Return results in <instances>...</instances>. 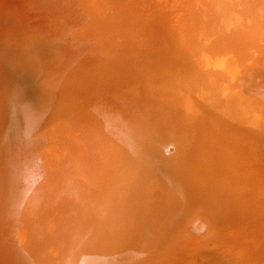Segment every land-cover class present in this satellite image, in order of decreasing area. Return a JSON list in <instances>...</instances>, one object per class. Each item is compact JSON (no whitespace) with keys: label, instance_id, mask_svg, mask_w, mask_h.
Instances as JSON below:
<instances>
[{"label":"bare ground","instance_id":"bare-ground-1","mask_svg":"<svg viewBox=\"0 0 264 264\" xmlns=\"http://www.w3.org/2000/svg\"><path fill=\"white\" fill-rule=\"evenodd\" d=\"M8 1L9 0H7V3H5V6L0 5V12H2L5 15V18L2 19V17L4 16L3 14L0 13V23L2 20L4 21V23L7 22L2 27L0 25V31L2 29L8 30L9 35H10V36L7 35L5 38H3L2 41H0V85H1L0 87V143H2L3 147L9 151L3 155L5 166L8 167L6 168V171H7L6 173L8 174V177H10L13 180L14 178L15 180H19V181H16V184L17 182L18 184L17 186L15 185V188L17 187L16 193L20 197V203L22 204L24 203L26 206H32V208H37L35 207L36 203L41 204L42 207H44L45 209L39 212L37 217H40V216L41 218L44 217V221L47 220V222L42 224L38 222L39 219L36 216H32V215H30V218H28V210H29L28 208L29 207H27V210L23 211L21 215H18L19 213L16 214L14 212H10L8 208L6 209L7 203H9V201L11 200L10 190L12 187H10V184L5 182L3 186L0 185L1 186L0 187V242H2L3 244L9 243L8 237L11 236L13 237L14 242H16L18 245V247L16 248V251H19L21 247L25 246L26 242L33 241L34 243L38 244V242L40 241L38 240V238L40 236H43L44 241L48 240V242H49V238L51 239L52 237H55L56 242L53 245V247L55 246L54 248L50 247L48 243L46 247L42 249V250L49 251V248H50L51 250L49 252H46L48 255L43 256L44 258L42 260L41 258H38L37 255L32 253V250H31L32 247L29 248L28 252L25 251L27 254L30 253L29 259L31 256V260L33 264H80L79 254H80L81 248L85 246V243L86 245L88 243V246H87L88 252L92 253L90 254V256L96 255L99 258L98 263L103 258V257L101 258V256H103L104 254L106 255V254L115 253L114 257L116 258L114 260L112 261L109 260L106 263L103 260L101 264H141L142 261L147 256L152 255L154 258L155 252L156 250H158L160 246L162 247L164 251H168V250H171L174 242L175 243L179 242L181 244H187V245H191V244L193 245L194 237H193V240L191 239V241L189 240L188 242L184 241L183 243L182 237H180L181 235L178 229H176V231L175 229L170 230V226H168L167 231H164L162 228L164 225L165 217L169 215V213H171L172 211L173 205H172L171 197L173 196H171V193L174 190L176 191V188H175L176 186L174 183L175 175H173V173L171 172L172 169L170 171L167 169V171H165L164 173L162 170V173H161L160 167L158 166V164L154 163V158L155 159L158 158L157 154H155L156 153L155 150L151 151V153H149L150 152L149 149L147 150L149 151L148 153L150 157H149V161H145L144 159L147 157L146 155L148 153L145 155H142V150L136 148L138 153L141 154L136 158L138 160L139 168L137 167L138 169L136 170L135 175L132 176V179H131L132 182L130 181L131 184L134 183V186L135 184L138 185L136 187V190L132 189L134 190L133 194L130 191V194H128L129 195L128 201L125 202V207L120 212H118L114 218H112L110 224L108 225V228L105 227L103 221L102 222L97 221L95 225L94 224L95 214L98 215L101 212L107 211V209L109 208V205H112L115 203L114 202L115 198L118 197L121 193H123V191L126 189V185H130V182L128 183V179L124 176V174L125 173L128 174V172L123 170V167L125 166V162H126L125 160L126 154H123L122 156L117 157L118 171H114V168L112 169V164H113L112 156L113 155L111 154L109 159H107V155L105 154L108 151L106 150V148L104 149L98 148L96 152V147L92 149V146L88 145L89 140L85 141V136L81 134L89 130L90 131L94 130V131L103 132V133L108 132V133H113V134L122 132V131H118V130L110 128V126L107 125L108 123H106L107 125L106 128L100 127V124L102 123L101 120H103V123L106 122V120L104 119V117H102V113L99 111V108H101V105H103V102L109 101V99L102 100L103 91L106 88V82L107 84L109 82L108 77H110V80L112 81L116 76L123 75L124 73L128 71L127 65L137 64V60L136 61L134 60L135 51L137 50V46H138L137 41H136L137 34L135 33L136 20L138 22V20H144V18H146L148 19V21H150L151 16L165 15L166 12L167 14L168 12H171V10L167 11L169 8H167L165 0H163L164 5L162 3V0H131L132 2H137L135 4H132L131 9L129 8L127 10L126 9L119 10L120 16L126 19L127 22L124 23L123 21V23H118L116 25L115 20H114L112 23L113 25L111 26L110 24L109 32L107 34H105L104 32L106 37L103 34L100 35L102 33L100 29L102 27L101 24L103 21L107 20V18L104 15H102V11L106 12L105 15L107 17H110L112 10L118 6L116 0H113L114 4L110 6L109 8L107 7L104 8L103 5L100 3V0H21V1L19 0L18 4L20 6L18 7V10H16V6L14 8V4L12 2L11 3L13 6L8 4ZM176 1L180 4V7L181 5L185 7L191 5V4H188L189 0H176ZM13 2L16 3V0H13ZM250 2L251 1L249 0L248 4H245L243 2L240 3L243 8L240 6V9H238L236 12L241 13L242 10L245 12V9L250 5ZM178 3L174 2L175 10H173V12H175V14L173 15L171 14V16H175L176 19H177V16L179 15L177 14V10L179 8ZM7 4L9 5L8 6L9 8L6 7ZM65 4H67V7H65ZM44 5H50V7L45 9L47 6L44 7ZM57 6L58 7L62 6V8L65 9L66 11V13L64 14L62 18L56 15H53L55 13V7ZM253 6H254L253 13L255 15V18L253 19L252 17H248V19L252 23L258 19V23H257L258 25L257 26L255 25V27H253L251 31L250 39H252V43L254 42L257 45H260L262 43L261 39L264 38V29L260 26V24L264 20V14H263L264 11L262 12L260 11L264 9V0H255V5ZM99 9L102 11H99ZM192 9L194 10L193 6H191V9L186 8V11H189ZM249 9H251V6L249 7ZM185 12H182L180 14L189 15V19H188L189 25L192 26V23L194 21L198 27H201L200 18L190 13H185ZM260 14H263V16ZM50 17L52 18L49 19ZM12 18H13V21L11 20ZM18 18L21 19L20 26L15 23L18 20ZM260 18L263 19L261 23L259 22ZM8 22L9 24L11 23L10 24L11 27H9ZM262 25H264V22ZM244 35L247 37L246 34ZM96 36H99V37H96ZM202 37L203 36L201 35L200 38ZM91 38H92V41L96 43V47H99V49L101 48L100 50L101 54H100V51H98L96 54L95 52H93V54H89L90 53L89 48H90V45H92V42L88 43L89 44L88 48H87V45L85 46V43L89 41L88 39H91ZM175 38H178V40L182 43L184 42V44L187 47L186 50L190 52L188 53L189 56L192 51L191 48H193V45H196L197 39L199 40V36H197L196 34L187 33L185 30L182 31V29L180 30L179 33L176 34ZM236 41L237 40H235L234 43ZM72 44L74 47L70 46ZM60 46H62V48L58 49V47ZM178 46L168 47L166 49L167 51L163 54V55H166V57L168 55L172 57L171 63L173 62L176 63V60L183 61V59H185L184 56L180 53V51L176 49ZM163 47L164 46H160L156 48L154 47L152 48V50L154 53L156 51L161 52L160 56L162 57V53L164 50ZM155 49L157 50L154 51ZM97 50L98 49H96V51ZM142 52L144 53V49L142 50ZM174 52L177 55H180L176 58V60L174 59L173 56H171L174 54ZM130 56L133 58V60L136 63L130 61ZM220 57L218 56L214 58L210 56L208 58V61L210 60V62H215L216 64L218 63L219 66H221L222 70H224L225 78H227L228 80L237 78V74L239 73L237 60L235 58H232V56L229 55V53H226L225 55H223V53L221 54L220 52ZM20 60L21 62H19ZM226 61L230 63L229 64L230 67L228 66ZM182 63L183 62H181L180 64ZM260 63L262 64V66L264 65V58L261 59ZM139 66L142 67L143 65H139ZM137 67L138 65L135 66L134 69H136ZM257 67L260 68L259 66ZM107 68H109V70L112 71L113 73L110 71H107ZM143 68L144 70H147L151 74H153V76L151 77V82L152 84L154 83V86L156 87L155 91L157 92V96H158L157 102H155L156 106L158 107L157 118H159L160 120H165L163 117H161L162 110L163 109L167 110L168 107H173V105H176V101L174 97H176L177 94L176 93L174 94L173 91L178 90L177 85L179 88L181 87L180 86L181 76L179 77L177 76L176 78H166L167 76L171 75V73L168 72L166 77L163 75L160 77L159 81H157V77L160 76L159 75L160 73L158 74L157 72L155 73V71L157 70L156 68L153 67L152 71L147 66L146 68L145 67ZM230 68H233L232 69L233 71H231ZM250 72H252V70ZM34 73L36 74L37 78L36 76L34 77ZM26 74H28V78L24 79L25 77H27ZM247 74L249 75L250 73H247ZM111 76H113L112 79H111ZM245 78L247 77L245 76ZM24 80H27V81H24ZM252 80L250 82H252ZM19 81L20 83L18 84ZM16 84H18V86L21 84L23 86L33 87V89L36 92L38 91L37 93H39L37 94L35 92H27L24 94L23 98L17 102V106H20L21 114L24 115L23 124L25 126L22 125L23 126L22 129L23 128L25 129L23 130L21 129V127L17 125V117H18L17 113L18 112L16 113L17 109L15 108V102L13 100L15 90L17 89ZM133 89L131 91H133ZM249 89L250 90L252 89L251 86ZM204 91H207V90L204 89ZM261 91H264V90H261ZM165 99H168V102H164ZM26 101H30L31 103L35 101L36 102L34 103L35 106H38V105L41 106L43 112L46 115V123H49L48 125L52 124V126H54L53 128H51V130H49L50 128H48L49 133L48 132L47 133L49 137L46 136L47 134L46 133L44 135L46 136V139H43L44 136L43 138L41 137L42 145L39 144L40 146H36L34 147V149H32L33 147L31 145L32 143L27 144L25 142L24 136H26L25 130L27 128V121H29L28 117L33 115L34 110L38 109L39 107L31 108V106L30 107L27 106ZM94 106H95L96 112L95 114L94 113L92 114L93 119H92V122H90L88 112H90L89 110L91 109V107H94ZM245 108H247V106H245L244 109ZM82 115L87 116L89 118V122H79V123H89L90 125L72 124V123H75L74 122L75 119L81 118ZM240 116H237V117H240ZM65 118L67 119V121L65 120ZM170 118L173 121H175L174 115L173 116L171 115ZM226 121H227V118H226ZM66 122H70L71 124L67 123L70 125L69 127L65 129L66 124L64 123ZM95 122L96 124L94 125ZM249 122L247 123L250 125ZM53 123L55 124L53 125ZM60 123L64 124L63 129L60 130V134L65 135L68 142L67 143L64 142L61 148L60 147L55 148L50 143L52 141H48V139H51V136H55L56 133L58 134L57 129L58 127L61 126ZM204 125L206 124L204 123ZM231 127H230V130H231ZM171 128L173 129L174 125H172ZM207 128L205 127L201 131L202 140H201L200 145H201L202 150L212 158L213 164L215 166H217L219 169L224 166L227 168L226 170H223L222 173L221 172L220 173L224 176V177L222 176L223 179H226L230 185L229 186L230 189L229 190L227 189V190L233 193L232 196L230 194H229L230 196L225 195V200L230 201L232 203V206L234 205V207L232 208L234 212L238 209H241L240 208L241 206H247V204L250 202L251 200L250 198L252 197L251 189L253 188L254 185L252 181L249 182L248 179L245 180L244 175L254 176L258 172L260 174L264 173V152L262 155L263 156L262 163L256 166L253 161L252 162L249 161L248 159L249 156L246 150L243 151L241 150V147L234 146L235 143L233 144L231 142L233 141L231 140L232 138L229 139L227 137L229 135L232 137L230 131H229L230 132L229 135H227L228 134V131H227V134H226L227 136L225 134L222 136L221 133L219 136V133H218L219 129L216 127L215 124H212V127H210V129L207 130ZM221 129H224V127ZM246 129L248 130V128ZM253 132H256V131L253 130ZM250 133L251 132H249L248 134ZM241 136H243V134ZM207 137H208V140L204 143V146H203V142ZM222 137L224 139L221 140L220 138ZM159 138L160 137L153 139L151 144L155 146ZM235 138L233 139L235 140ZM246 138L247 137H245V139ZM129 139H131V136ZM238 139H240V137ZM248 139H246L247 142H248ZM58 140L59 142H61L60 139ZM194 140L196 141V139ZM253 140L254 138L252 139V141ZM259 151L260 150H258V152ZM224 152H228V153L225 155ZM219 153H220V156H218ZM254 153L256 152L254 151ZM251 154H252V151H251ZM242 162L245 164L244 167H247L244 170V172H242V169H241ZM13 163L15 164V166L20 165V164L23 165L22 167L24 169V173H22L23 171H21L17 175H13L12 174L13 171L11 170V166ZM119 163L120 164L123 163L122 170H119ZM231 164L235 168L232 167ZM155 165L158 166L159 168L155 167ZM230 166L234 168V171L232 170V168L230 169ZM183 169H186L185 165ZM195 169H194V172L196 174L198 170L195 171ZM197 174L195 176H197ZM185 175H188V173ZM198 175H201V173ZM118 176H119L121 183H117L118 185L115 187ZM206 176L207 175H205L204 177ZM193 178H190V179L193 180ZM151 179L153 180V184L152 183L149 184V182H151L150 181ZM158 179H161L162 181L165 179L164 181L165 185H170V187L168 189L167 195H164L163 201L160 200L158 204H156L158 205L157 210L153 214L152 218H149V219H153V221L147 227L148 231H147L145 242L148 240L147 241V244H149L148 250H146L145 248L146 250L145 251L141 247L130 250V248H132L131 246L127 248H124L121 246L118 249L117 244L120 243L121 240H123L122 243L124 244L127 243V238L125 237L126 236L125 231H127L126 228L130 224V221L133 220L134 218H143L139 216L142 215V213L146 212L148 205L150 206L149 197H147L148 192L146 193V191L148 190V187L152 189L153 186H156L159 183ZM196 180L198 179H195L194 181L196 182ZM200 181L199 183H201ZM178 182L180 181L178 180ZM191 183L192 182H190L189 184ZM194 186H197L196 183L194 184ZM122 188L123 190L121 191H114V189H122ZM107 191H109L110 193ZM201 192L202 191H200V193ZM201 194L200 196H202ZM21 197L23 198L22 200H21ZM210 197H211V194H210ZM65 198H68L69 200L74 201L75 206L79 203H87L88 207L85 205H81L82 210L80 211L57 214V216L55 217L54 214H52V211L55 209V206H56L55 203H57V201L62 202ZM103 198H104V201L102 200ZM105 198H108L107 202L105 201ZM32 199L34 200V202H32ZM52 199H55V200H54L53 205L51 206L50 201ZM202 200L200 199V201ZM98 203L100 204L101 208L98 207ZM215 203L216 202H213L214 206H215ZM226 203L225 205L227 206ZM200 204L202 205V202ZM213 204H212V207H213ZM198 205L199 204H197V206ZM24 207H20V208L22 209ZM222 207H219V208H222ZM216 209L214 211H216ZM10 210H12V208ZM196 210H201V209H196ZM83 211H86V214H83L84 213ZM184 211L187 212V210H184ZM210 212H211V209H210ZM78 215L79 216L87 215V216L86 218H84V217H79ZM199 215L200 214H198V216ZM212 215H214V212ZM218 215H217V218H218ZM210 216L208 215V217ZM233 217L235 218V216ZM143 219H145V217ZM226 220L228 221V219ZM58 222L64 224L63 225L64 228H62L63 229L62 232L61 230H59L61 225H59ZM184 223L185 222L183 221L182 226H184ZM93 225L95 226V228H91ZM209 229L205 230L202 222L200 224L196 223L193 227V231L191 232V235H197V234L203 235ZM235 229H237V227ZM169 231L170 232L173 231V232L170 233ZM216 231L217 230H215V232ZM167 232H169L171 236H169L168 235L169 233ZM261 236L262 235H260V237ZM259 239L264 242V236H262V238H259ZM141 241H142L141 238L135 240V245H137L138 242L140 243ZM247 242H248L247 248L249 246L253 247L254 243L251 242V240L250 242L249 240H247ZM214 246L217 249V245L215 244ZM247 248L245 249L244 252L240 253L243 256L238 255L237 257L238 260H236V262L239 261L240 264H251V263L254 264L257 262L259 263V260L264 262V248L263 249L257 248V250H254V248H248V250L253 249V251L256 252L254 254L255 256L253 255V253L251 254L253 256L252 262H250V259L249 258L247 259L246 257L247 253H249V251H247ZM89 249L92 251H90ZM86 250L83 249L84 252H86ZM228 250H231L230 247L228 248ZM215 251L214 253H216ZM217 252H219V250ZM224 258H225L224 256H220L219 260L224 259ZM213 259L210 258V260H213ZM215 259L216 260H213L214 264L219 262L217 258ZM93 262L95 264V261ZM233 263L235 264V260L228 262V264H233Z\"/></svg>","mask_w":264,"mask_h":264},{"label":"rangeland","instance_id":"rangeland-1","mask_svg":"<svg viewBox=\"0 0 264 264\" xmlns=\"http://www.w3.org/2000/svg\"><path fill=\"white\" fill-rule=\"evenodd\" d=\"M116 1H117L118 6L112 10L110 17H107L105 15L106 12L99 9V11H102V15H104L107 18V20L103 21L101 24L102 27L100 29L102 33L100 35L102 34L105 35L109 32L110 24L112 26L113 25L112 23L114 20H115L116 25L118 23H123V21L124 23L127 22L126 19L120 16L119 10H125V9L127 10L129 8L131 9L132 4L137 3V2H132L131 0H116ZM250 1H251L250 5L245 9V12L242 10L241 13H238L236 11L240 9V6H241L240 3L243 2L245 4H248L249 0H189L188 4H191V5L186 6V7L183 5H181L180 7V4L176 0H165L167 8H169L167 11L171 10V12H168V14L166 12L165 15L151 16L150 21H148V19L146 18H144V20H138V22L136 20L135 33L137 34L136 41H137L138 46H137V50L135 51L134 60L135 61L137 60V64L127 65L128 71L124 73L123 75L116 76L112 81L110 80V77H108L109 82L108 84L106 82V88L103 91L102 100L109 99V101L103 102V105H101V108H99V111L102 113V117H104V119L106 120V122L104 123H103V120H101L102 123L100 124V127L106 128L107 125H109L110 128L118 130V131H122V132L113 134V133H108V132L103 133V132H98L94 130H91V131L89 130L87 132L81 133L83 136H85V141L89 140L88 145H91L92 149L96 147V152L98 148H102V149L106 148V150L108 151L105 154L107 155V159H109L111 154L113 155L112 156V161H113L112 169L114 168V171H118L117 157L122 156L123 154H126L125 166L123 167V163L121 164L119 163V170H122V167H123V170L128 172V174L126 173L124 174V176L128 179V183L130 181L132 182L131 180L132 176L135 175L136 170L139 168L138 160L136 158L141 154L138 153L137 149L142 150V155L147 154L149 151H150L149 153H151V151L155 150L156 152L155 154H157L158 158L156 159L154 158V163L158 164V166L160 167V172L162 173V170H163V173H164L165 171H167V169L169 171L172 169L171 172L173 173V175H175L174 183L176 186L175 187L176 191L174 190L171 193V196H173L171 197L172 205H173L172 211L171 213H169V215L165 217L164 225L162 228L164 231H167L168 226H170V230L175 229L176 231V229H178L181 235L180 237H182L183 243L184 241L188 242L189 240L191 241V239L193 240V237H194V243L193 245L191 244L192 245L191 246L187 244H181L179 242H176V243L174 242L171 250H168V251H164L162 247L160 246L158 250H156L154 258L152 255L147 256L145 257V259L142 261L141 264H188V263L189 264H212L213 260H216L215 258L219 260L220 256H224L225 258L219 260V262H217L216 264L218 263L228 264L229 261H233V260H235V264H240V262L239 261L236 262V260H238L237 259L238 255L241 256L242 254L240 253L244 252L245 249L247 248L248 246L247 240H249V242L251 240V242L254 243L253 247L249 246L248 248H254V250H257V248L258 249L264 248V242L259 239V238H262V236H264V173L260 174L258 172L254 176L244 175V179L245 180L248 179L249 182L252 181L254 185L253 188L251 189L253 193L250 190L252 197L250 198L251 200L247 204V206H241L240 207L241 209H238L233 212L232 208L234 207V205L232 206V203L230 201L225 200V195L230 194L232 196L233 193L231 191H228L230 189L229 188L230 185L226 179H223L224 176L221 174L223 170H226L227 168L224 166L219 169L217 166H215L213 164L212 158L202 150L201 145H200L201 140H202L201 139L202 129L205 127L206 128L208 127L207 128L208 130L210 129V127H212V124H215L216 127L219 129V131L221 130L220 132L218 131L219 136H220V133L223 136L224 134L225 135L227 134V131H228L227 135H229V133L231 132L232 137L230 135L229 136L226 135V136L229 139L232 138L231 140L233 141L231 142L233 144L234 143L236 144V145L234 144V146L241 147V150L243 151L246 150V152L248 153V156H249L248 159L250 162L253 161L254 164L258 166L263 161L262 155L264 152V146H263L264 145V140H263L264 139V91H261V90H264V67H263L264 65L262 66L260 62H261V59L264 58V38L261 39L262 43L260 45H257L254 42L252 43V39H250V35H251V31L253 27H255V25L256 26L258 25L257 24L258 19L254 21L255 23L250 22V20L248 19V17H252L253 19L255 18V15L253 13L254 12L253 5H255V0H250ZM11 2L14 4V8L16 6V10H18V7L20 6L18 4L19 0H16V3L13 2V0H9L8 4L13 6ZM174 2L178 3V7H179L177 10V14H179L177 16V19L175 18V16H171V14L172 15L175 14V12H173V10H175ZM5 3H7V0H0L1 6H5ZM100 3L103 5L104 8L106 7L109 8L110 6L114 4L113 0H100ZM162 3L164 5L163 0H162ZM8 4L6 6L7 8H9ZM45 6H47L45 9L50 7V5H44V7ZM191 6L194 7V10L192 9V10L186 11V8L191 9ZM250 6H251V9H249ZM65 7H67V4H65ZM260 11L262 12L264 11V9ZM182 12L190 13L200 18L201 27H198L197 24L193 20H192L193 21L192 26L189 25L188 23L189 15L180 14ZM0 13L3 14L2 12ZM65 13L66 11L65 9L62 8V6L61 7L57 6L55 7V13L53 15H56L62 18ZM263 14H260V15L263 16ZM3 16L4 17H2V19L5 18L4 14ZM51 18L52 17H50L49 19ZM11 20L13 21V18ZM262 20L263 19L260 18L259 22L261 23ZM263 22L260 24V26L264 29V25H262ZM5 23L2 20L0 23L1 27L4 26ZM15 23L20 26L21 19L18 18V20ZM10 24H9V27H11ZM181 29L182 31L185 30L187 33H192V34H196L197 36H199V40L197 39L196 45H193V48H191L192 51H191L190 56L188 55V53L190 52L186 50L187 47L184 44V42L182 43L178 40V38H175L176 34L179 33ZM244 34H246L247 37ZM7 35H9L8 30L2 29L0 31V41H2L3 38H5ZM201 35L203 36L202 37L203 39L200 38ZM99 36H96V37H99ZM88 40L89 41L85 43V46L87 45V48L89 45L88 43L92 42V45H90V48H89V51H90L89 54H93V52H95L96 54L98 51L101 50V48L99 49V47H96V43L92 41V38ZM235 40H237L238 42L236 41L234 43ZM70 46H73V44ZM160 46H164L162 57L160 56L161 52L156 51L157 49L154 50L156 51L155 53L152 50V48L154 47L156 48ZM171 46H178L176 49H178L180 53L184 56L185 59H183V61L176 60V58L180 55H177L175 52L173 55H171L176 60V63L173 62L174 64L171 63L172 57H170V55H168L167 57L166 55H163L167 51L166 49ZM59 48H62V46L58 47V49ZM96 49L98 50L96 51ZM143 49H144V53L142 52ZM220 49L223 51H221ZM220 52L221 54L223 53V55H225L226 53H229V55H231L232 58H235L237 60L238 68H239V73L237 74V78L228 80L227 78H225L224 70H222L221 66H219L218 63L216 64L215 62H210V60L208 61V58L210 56L214 58L218 56L220 57ZM100 54H101V51H100ZM134 60L130 56V61L135 62ZM19 62H21V60ZM181 62L183 63L180 64ZM226 62L228 66L230 67L229 65L230 63L228 61ZM137 65L138 67L134 69V67ZM139 65H143V66L140 67ZM145 65L151 71L153 70V67L157 69L155 73L156 72L157 74L160 73L159 74L160 76L157 77V81H159L160 77L163 75L166 77L168 72H170L171 75L167 76L166 78H176L177 76L178 77L181 76V84H180L181 87L179 88L177 85L178 90L173 91L174 94L175 93L177 94V96L174 97L177 106L172 104L173 107H168L167 110H164V109L162 110L161 117H163L165 120H160L159 118H157L158 107L156 106L155 102H157L158 96H157V92L155 91L156 87L154 86V83L152 84L151 82V77L153 76V74H151L147 70H144L143 67L146 68ZM257 66H259L260 68H258ZM248 67L250 70L248 69ZM232 69L233 68H230L231 71H233ZM251 70L252 72H250ZM107 71H110L109 68H107ZM247 73H250V74L248 75ZM26 75L27 77H25L24 79L28 78V74ZM35 76L36 74L34 73V77ZM245 76L248 79L245 78ZM112 77L113 76H111V79ZM251 80L252 82H250ZM24 81H27V80H24ZM19 83L20 81L18 82V84ZM18 84H16L17 89L15 90L13 100L15 102V108L17 109L16 113L18 112L17 113L18 115L17 125L21 127L22 129L23 127L22 125H24L23 124L24 115L21 114L20 106H17V102L23 98L25 93L27 92L37 93L38 91L36 92L33 89V87L23 86L21 84L18 86ZM248 85L251 86L252 88L251 90L249 89L250 86ZM132 89L133 91H131ZM204 89L207 91H204ZM204 97L206 98V100ZM26 102H27L26 103L27 106L29 107L31 106V108L39 107L38 109L34 110L33 115L28 117L29 121H27V128L25 130L26 136H24L25 142L27 144L32 143L31 144L33 146L32 149H34V147L42 145L41 137L43 138V136L48 132V128H50L49 130H51V128H53L54 126H52V124L48 125L49 123H46V115L43 112L41 106L39 105L35 106L34 104L36 103L35 101H33L32 103L30 101H26ZM164 102H168V99H165ZM107 106L109 107V109ZM243 106L244 107L247 106V108L244 109ZM89 111L90 112H88V115L90 118V122H92V119H93L92 114L93 113L95 114L96 112L95 106L91 107ZM171 115L172 116L174 115L175 121H173L170 118ZM237 116H240V117H237ZM89 118L85 115H82L81 118L75 119L74 121L75 123H72V124L90 125L89 123H79V122H89ZM226 118H227V121H226ZM246 118L249 120H247ZM65 120L67 121L66 118ZM180 122L182 123V125ZM247 122H249L250 125ZM67 123H70V122L64 123L66 124L65 129L69 127V125L71 124V123L70 124H67ZM106 123L108 124L106 125ZM204 123L206 125H204ZM54 124L55 123H53V125ZM64 124L60 123L61 126L58 127L57 129L58 134L56 133L55 136H51V139H48V141H52L50 143L55 148H59V147L61 148L64 142L66 143L68 142L65 135L60 134V130L63 129ZM95 124L96 122L94 123V125ZM172 125H174L173 129L171 128ZM169 127L171 128V130ZM223 127L224 129H221ZM230 127H231V130H230ZM246 128H248V130ZM253 130H255L256 132H253ZM248 131L251 133L248 134L249 133ZM48 133L46 134L47 137H49ZM129 134L131 136V139H129L130 138ZM240 134L241 135L243 134L244 137L241 136ZM46 136H44L43 139H46ZM254 136L257 138H255ZM158 137L160 138L158 139V142L156 143V145L154 146L153 144H151L153 139H156ZM239 137L240 139H238ZM245 137H247L246 139L249 138L250 140L248 139V142H247ZM233 138H235V140ZM253 138L255 141L254 140L252 141ZM58 139H60L61 142H59ZM194 139H196V141ZM220 139L222 140L224 138L222 137ZM207 140H208V137L204 140L203 146ZM244 140L246 143L244 142ZM148 149L149 151H147ZM253 150L257 154L254 153ZM258 150L260 151L258 152ZM196 151L198 152V154ZM251 151H252V154H251ZM6 152H9V151L3 147L2 143H0V185L3 186L4 183L7 182L8 184H10V187H12L10 190L11 200L9 201V203H7L6 209L8 208L10 212H14L16 214L19 213L18 215H21L22 212L27 210V207H29L28 208L29 209L28 218H30V215L37 217L39 212H41L45 208L42 207L41 204H37V203H36V206L33 205L37 208H32V206H26L23 203L25 206L24 207L23 204L20 203V197L16 193L17 187L15 188V185L17 186L18 184V182L16 184V181H19V180H15V178L14 180L11 179L10 177H8V174L6 173L7 172L6 168L8 167L5 166V161L3 158V155ZM149 153L146 155L147 157L145 159L142 157L145 161H149V157H150ZM227 153L228 152H224L225 155ZM193 155H195L196 157ZM218 156H220V153L218 154ZM202 164H204L205 166ZM184 165L186 169H183ZM22 166L23 165L21 164L15 166V164L13 163L11 166V170L13 171L12 174L17 175L21 171H23L22 173H24V169ZM158 166L155 165V167H158ZM231 166L234 167L232 164ZM231 166H230V169L232 168ZM244 166L245 164L242 162V165H241L242 172H244V170L247 168ZM234 168H232L233 171H234ZM194 169L195 171L198 170L197 173L198 174L201 173V175H198L196 173L197 176H195L196 174L194 172ZM187 173L188 175H185ZM205 175L207 176L204 177ZM193 177L198 180H196L195 182L194 181L195 179ZM190 178H193V180ZM161 179H158L159 183L156 186H153L152 189L148 187V190L146 191V193L148 192L147 197H149L150 206L148 205L146 212L142 213V215L139 216L143 218L145 217V219L134 218L133 220L130 221V224L126 228L127 231H125V234H126L125 237L127 238V243L124 244L122 243L123 240H121L120 243L122 245L118 243L117 244L118 249L121 246L124 248L131 246L132 248H130V250L137 249L138 247H141L143 250H145V248L146 250H148L149 248V244H147L148 240L145 242L147 231H148L147 227L153 221V219H149V218H152L153 214L157 210L158 205L156 204H158L160 200L163 201L164 195H167L168 189L170 187V185H165V182H164L165 179L163 181ZM178 180L181 183L178 182ZM150 181L151 182H149V184L151 183L153 184V180L151 179ZM199 181L201 183H199ZM131 182H130V185H126V189L123 191V193H121L118 197L115 198L114 200L115 203L112 205H109V208L107 209V211L101 212L98 215L95 214V221H94L95 225L97 221H101V222L103 221L105 227L108 228V225L110 224L112 218H114L117 215V213L120 212L125 207V202L128 201V198H129L128 194H130V191L133 194L134 190L132 189L136 190V187L138 185L135 184L134 186V183L131 184ZM190 182H192L191 184L193 185L189 184ZM117 183H121L119 176L116 181L115 187L118 185ZM195 183L197 186H194ZM121 190H123V188L114 189V191H121ZM200 191H202L203 193L201 192L202 193L201 194ZM200 194L202 196H200ZM210 194H211V197H210ZM199 198L203 200L200 201ZM22 199L23 198L21 197V200ZM54 200L55 199H52L50 201L51 206L53 205ZM102 200L104 201V198ZM105 201L107 202L108 198H105ZM32 202H34L33 199H32ZM201 202H202V205L200 204ZM213 202H216L215 206ZM99 203H98V207L101 208ZM225 203L227 204V206L225 205ZM55 204H56L55 209H54L55 211L54 210L52 211V214H54L55 217L57 216V214L80 211L82 210L81 205H85L88 207L87 203H79L75 206L74 205L75 202L69 200L68 198H65L62 202L57 201V203ZM197 204L199 205L197 206ZM208 204L209 205L211 204V205L209 206ZM212 204H213V207H212ZM222 206H224L226 209ZM20 207H24V208L21 209ZM219 207H222V208H219ZM11 208L12 210H10ZM183 208L184 210H187V212L184 211ZM196 209H201V210H196ZM210 209H211V212H210ZM215 209L217 212L214 211ZM208 210L210 213L208 212ZM86 211H83L84 212L83 214H86ZM199 211L202 213H200ZM213 212L216 217L212 215ZM198 214L200 215L198 216ZM205 214L206 215L208 214L209 216L212 215V216L208 217V215L206 216ZM217 215H218V218H217ZM86 216L87 215H80L79 217L86 218ZM233 216H235V218ZM37 218L39 219L38 222L42 224L47 222V220L44 221V217L41 218L40 216ZM225 218L228 219V221ZM183 221L185 222L184 226H182ZM201 222L203 223L205 230L209 228L210 229L203 235L202 234L191 235L194 225L196 223L200 224ZM58 224L61 225L59 230H61L62 232L63 230L62 228H64L63 227L64 224L59 223V222ZM233 227L235 228L237 227V229ZM91 228H95V226L93 225ZM215 230L217 231L215 232ZM172 232L173 231H171L170 233ZM170 233L168 234L169 236H171ZM260 235L262 236L260 237ZM8 238H9V243L3 244L2 242H0V264H30V263L33 264L31 260V256L29 259L30 253L29 254L26 253L28 252L30 247H32L31 249L32 253L37 255V257L41 258L42 260L44 258L43 256L48 255L46 252L51 251L50 248H49V251L42 250V249L46 247L48 243L50 247H53V245L56 242L55 237H52L51 239L49 238V242H48V240L44 241L43 236H40L38 238V240H40L38 244L34 243L33 241L32 242L29 241V242H26L25 246L21 247L19 251H16V248L18 247L17 243L14 242L13 237L9 236ZM140 238L142 239V241L140 243L138 242V244L135 245V240L140 239ZM215 244L217 245V249L214 246ZM87 246H88V243L87 245L85 243V246L81 248V251L79 254L80 264H94L93 261H95V264H101L103 260L106 263L107 261L109 260L112 261L116 258L114 257L115 253L106 254V255L104 254L103 256H101V258L102 257L103 258L98 263L99 258L96 255L90 256V254L92 253L88 252ZM229 247L231 250H228ZM248 248H247V251H249V253H247L246 257L247 259L248 258L250 259V262H252L253 256L251 254L253 253L254 255L256 252L253 251V249L248 250ZM83 249L84 250L87 249L86 252H84ZM215 250L217 251L219 250V252ZM214 251L216 253H214ZM210 258L211 259L214 258V259L210 260ZM254 264H264V262L259 260V263L257 262Z\"/></svg>","mask_w":264,"mask_h":264}]
</instances>
